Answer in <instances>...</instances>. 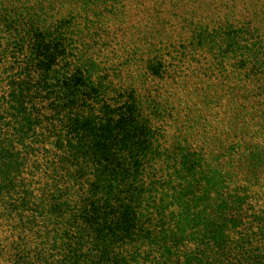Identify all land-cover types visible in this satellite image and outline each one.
Wrapping results in <instances>:
<instances>
[{
    "label": "trees",
    "instance_id": "trees-1",
    "mask_svg": "<svg viewBox=\"0 0 264 264\" xmlns=\"http://www.w3.org/2000/svg\"><path fill=\"white\" fill-rule=\"evenodd\" d=\"M31 1L0 0V264H264V128L178 129L199 96L168 91L219 81L248 129L264 0H154L138 34L126 0Z\"/></svg>",
    "mask_w": 264,
    "mask_h": 264
},
{
    "label": "rangeland",
    "instance_id": "rangeland-1",
    "mask_svg": "<svg viewBox=\"0 0 264 264\" xmlns=\"http://www.w3.org/2000/svg\"><path fill=\"white\" fill-rule=\"evenodd\" d=\"M44 1L46 0H40V3L43 4ZM11 2H14V1H11ZM15 2L16 4H18L21 2V0H15ZM125 4H126V7L129 8L131 18L126 19L125 23L121 24L120 26L122 27L123 25L122 29L129 34L136 33V32L138 34L140 32L139 30H136L135 28L140 25L141 26L144 25V22L146 21V19L149 18L150 11H154L156 13V10H155L156 6L154 3V0H141L140 2H138L137 0L134 2L132 0L130 1V3L128 2V0H126ZM133 14H134V17H132ZM117 27H119V25L115 23V28ZM111 50H112V46L105 48V51L107 52H111ZM183 90H186L191 95L193 92H195L199 97L196 99V101L192 102V105L190 106L189 110L183 111V108H177V110H174V113H173L174 116H173L171 123L176 125L178 129H181L182 123H184L183 130L185 129V131H187L190 124H193L201 120V121H204V124L200 126L201 129H206L205 125L207 124L211 125V130L206 135H223L222 137L223 141L224 140L231 141L232 135L235 136V139H237V135H244L245 131H248L249 133L248 135H260L261 134V131H262L261 129L264 128V119L262 123H258L257 121H259L260 119L259 117L261 116V113L264 112L263 111L264 107H261V106L254 107L255 109L254 115H257L258 118H256V120L254 121L253 118L246 117L247 123H249L250 127L247 129L244 126V129L242 130L238 128V123L234 125L231 123L232 121L230 120L223 121V117L225 115L224 112L221 113L220 117L217 116V112L223 108V106L218 105L217 101H215V104L213 105V107L216 108V110H213L212 112L207 111L208 108L209 110L212 109L210 104L207 102L209 101L207 99L209 96L215 97L216 96L215 94L217 92L221 94H225L226 96L229 95V92H225L223 86L219 87V81L208 83L200 73H193V74L187 75L184 78V81H181V86H171L169 87L168 91H170L172 95L185 96L184 94H180L183 92ZM240 91L243 92V90L241 89ZM229 96H230V99L228 100V105H230V109H231V107L235 105L236 100L234 99L233 95L230 94ZM231 99L233 100V102H231ZM257 102L260 105L259 100ZM219 125L221 127H218ZM185 131L179 130V132L178 131H171V132L177 135H184ZM202 132L194 133V134L202 135L201 134ZM262 135H264V131L262 132Z\"/></svg>",
    "mask_w": 264,
    "mask_h": 264
}]
</instances>
